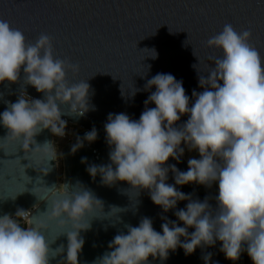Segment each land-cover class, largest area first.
Here are the masks:
<instances>
[{"label":"clouds","instance_id":"clouds-1","mask_svg":"<svg viewBox=\"0 0 264 264\" xmlns=\"http://www.w3.org/2000/svg\"><path fill=\"white\" fill-rule=\"evenodd\" d=\"M250 35L225 24L208 39L207 44L221 49L223 55L214 58L207 76H198L202 91L193 90L191 98L174 75L157 73L145 85V90L154 87L155 91L145 100L138 120L123 112L108 115L104 131L109 163L90 165L89 175L95 178L99 171L107 186L126 182L147 191L163 212L174 210L176 220L165 217L161 231L149 217L137 226L127 225L126 233L109 242L99 264H151L150 257L163 261L178 248L192 255L197 248L214 247L217 242L234 264L244 252L252 264H264V62L248 43ZM66 67L78 68L54 56L49 35L42 33L29 44L22 31L0 20V83H16L23 71L27 84L43 94V98L18 97L9 102L0 113V124L7 135L21 141L22 149L42 148L57 166L59 160H53L59 152L57 144H38L35 137L45 129L58 138L67 135L61 105L73 112L82 110L80 116L90 109V84H69ZM183 116L187 120L178 125ZM97 138L93 127L82 141L78 137L72 152ZM182 145L198 154L189 157L186 171L168 163L170 158L181 162ZM86 160L81 158L82 163ZM170 172L174 183H168ZM213 183L218 185L215 206L207 197L194 199L181 190L189 184L211 187ZM48 191L54 199L46 216L61 222L66 216L78 229L65 234L67 247L60 248L67 264H79L85 242L80 233L90 228L80 222L92 211L93 200L99 199L90 190L67 194L68 183L53 184ZM181 201H187L184 208L177 207ZM212 208L215 215L209 211ZM28 212L18 209L14 217L0 216V264H50L53 257L41 231L45 224L33 218L31 227H22L15 220ZM210 258L211 253L203 257L205 264Z\"/></svg>","mask_w":264,"mask_h":264},{"label":"water","instance_id":"water-1","mask_svg":"<svg viewBox=\"0 0 264 264\" xmlns=\"http://www.w3.org/2000/svg\"><path fill=\"white\" fill-rule=\"evenodd\" d=\"M0 20L22 31L29 44L42 33L49 35L54 56L78 66L75 71L66 67L68 83L87 81L91 86L90 109L83 116L82 110L73 112L61 105L65 114L62 119L82 128L61 149L62 180L57 162L50 161L42 148H35L33 143L35 150L22 149L21 141L7 135L8 130L0 124V216H14L18 209L35 207L29 225L33 218L45 224L41 231L50 246V264H67L60 246L66 249L65 234L78 230L66 216L63 222L46 216L54 199L48 187L53 184L68 183L69 195L90 190L99 199L93 200L92 211L80 222L90 228L80 233L85 242L79 264H94L109 251L108 244L116 234L126 233L127 225L137 226L143 217L151 218L157 231H161L165 217L176 220L174 210L163 212L147 191L126 182L107 186L99 171L95 178L89 175L86 169L90 165L109 163L104 124L110 113L123 112L138 120L145 100L155 91L154 87L145 90V85L157 73H170L182 81L190 98L193 90L202 91L198 76H207L214 58L223 55L207 41L225 24H231L237 32L250 31L248 43L264 62V0H0ZM27 96L43 98L27 84L21 71L16 83H0V113L9 102ZM186 120L187 116L181 117L178 125ZM93 127L98 131L96 141H84L83 147L73 153L78 137L82 141ZM35 139L38 144L53 141L54 145V136L47 129ZM82 157H87L85 163ZM53 160H57V152ZM168 163L186 171V147L181 162L170 158ZM168 183H174L171 172ZM181 190L194 199L207 197L215 206L218 193L213 192L212 185L189 184ZM186 203L181 201L177 207L184 208ZM209 211L215 215L214 208ZM220 246L217 242L214 247L197 248L192 255L178 248L166 260H149L151 264H205L203 257L211 253L209 264H234L220 252ZM235 264L252 261L244 252Z\"/></svg>","mask_w":264,"mask_h":264},{"label":"rangeland","instance_id":"rangeland-1","mask_svg":"<svg viewBox=\"0 0 264 264\" xmlns=\"http://www.w3.org/2000/svg\"><path fill=\"white\" fill-rule=\"evenodd\" d=\"M80 130H82V128L79 125L67 122L66 131H68L72 135V137H73L74 133H76L77 131H80ZM56 143H57L58 150H59V152L57 151V159L59 160V175H60V178L62 180V177H63V160H62V156H61V149L63 146L59 143L58 139H56ZM56 143L54 142V146ZM189 157H197L198 158V154L194 151L190 152L186 147V159L188 160ZM217 159L219 160V158H217ZM220 162L222 163V161H220Z\"/></svg>","mask_w":264,"mask_h":264},{"label":"built area","instance_id":"built-area-1","mask_svg":"<svg viewBox=\"0 0 264 264\" xmlns=\"http://www.w3.org/2000/svg\"><path fill=\"white\" fill-rule=\"evenodd\" d=\"M66 133H67V135L64 138H58V137L54 136V142L56 143V139H58L59 143L62 146H64L67 142H69L72 139V135L68 131H66ZM212 190H213V192L218 193V185L213 183L212 184ZM35 209H36L35 207L26 209L25 211H30V212H28L25 216H16L15 217L16 222L22 227H25V226L30 227V225H29L30 219L29 218L32 216Z\"/></svg>","mask_w":264,"mask_h":264}]
</instances>
